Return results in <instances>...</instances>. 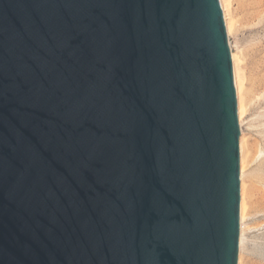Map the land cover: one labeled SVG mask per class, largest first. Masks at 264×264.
Wrapping results in <instances>:
<instances>
[{"label": "water", "instance_id": "95a60500", "mask_svg": "<svg viewBox=\"0 0 264 264\" xmlns=\"http://www.w3.org/2000/svg\"><path fill=\"white\" fill-rule=\"evenodd\" d=\"M238 137L218 0H0V264H236Z\"/></svg>", "mask_w": 264, "mask_h": 264}, {"label": "rangeland", "instance_id": "374dc122", "mask_svg": "<svg viewBox=\"0 0 264 264\" xmlns=\"http://www.w3.org/2000/svg\"><path fill=\"white\" fill-rule=\"evenodd\" d=\"M231 1L234 30L229 41L241 61L246 110L241 126L245 215L239 264H264V17L252 19L249 0Z\"/></svg>", "mask_w": 264, "mask_h": 264}, {"label": "bare ground", "instance_id": "6f19581e", "mask_svg": "<svg viewBox=\"0 0 264 264\" xmlns=\"http://www.w3.org/2000/svg\"><path fill=\"white\" fill-rule=\"evenodd\" d=\"M220 9L222 12V18L224 22L225 32L228 39V47L230 51L231 65H232V76L234 83V90L236 96V113H237V121H238V130H239V180H240V200H239V237H238V253L236 264L240 262V249L242 245V223L244 221L245 215V203H244V195H245V187L242 183V177L244 175V160H243V152L244 145L241 137V126L243 122V117L245 115V103H244V75L242 72L241 61L238 55L232 52L231 43L229 41V35L233 29V21L230 14L231 8V0H218ZM250 8H251V17L252 19L261 20L264 17V0H249ZM249 11V10H248ZM234 30V29H233ZM264 68V67H263ZM262 89V88H261ZM246 98V97H245Z\"/></svg>", "mask_w": 264, "mask_h": 264}]
</instances>
